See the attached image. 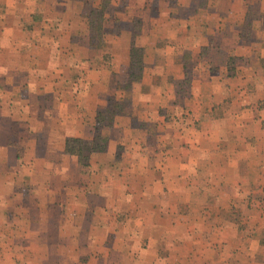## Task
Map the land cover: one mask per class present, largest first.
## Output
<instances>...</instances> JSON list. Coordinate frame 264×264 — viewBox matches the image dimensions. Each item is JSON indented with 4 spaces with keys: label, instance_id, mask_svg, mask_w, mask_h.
<instances>
[{
    "label": "rangeland",
    "instance_id": "1",
    "mask_svg": "<svg viewBox=\"0 0 264 264\" xmlns=\"http://www.w3.org/2000/svg\"><path fill=\"white\" fill-rule=\"evenodd\" d=\"M229 3L233 10L246 7L232 32L259 46L238 94L264 130V0H0V264H195V236L187 237L191 251L184 255L181 247L178 258L179 237L200 231L195 216L206 217L200 228L208 237L230 226L205 205L199 212L186 205L189 213L178 219L172 184L179 174L166 181L170 191L161 189L160 167L181 152L162 151L163 141L155 139L166 134L177 148L178 134H196L202 117L185 102H193L187 69L199 64L216 72L210 57L223 47L221 39L232 37L221 20L215 34L211 27L220 17L216 8ZM169 52L182 55L181 78L162 69L159 55ZM241 62L228 55L226 74ZM165 81L174 87L172 111L163 98L151 101L163 95ZM226 86L208 110L211 118L227 115ZM118 107L112 119L98 115ZM259 162L263 170L251 168V179L258 175L264 183V156ZM152 191H158L155 207L167 210L164 220L146 225L140 221L153 212ZM259 193L258 206L243 204L253 214L246 237L264 226L257 214L264 210V185ZM226 208L230 222L243 217L239 207ZM260 239L264 245V231ZM256 258L264 263V254Z\"/></svg>",
    "mask_w": 264,
    "mask_h": 264
},
{
    "label": "crops",
    "instance_id": "2",
    "mask_svg": "<svg viewBox=\"0 0 264 264\" xmlns=\"http://www.w3.org/2000/svg\"><path fill=\"white\" fill-rule=\"evenodd\" d=\"M234 5V3H229L222 9L216 8L220 17L215 19L211 27V32L215 34L219 28V26L217 27L216 25L221 20V22H223V24L220 23L222 24L221 28L226 29L227 27L229 30L225 31L224 29L223 33L226 32V34H231L232 37L230 43L221 39L223 47L220 46L221 48L210 57L211 64L217 67L215 69L216 72H219V76L213 75L214 73L216 74V72H207V70L203 68L204 66L201 68L199 64L198 66L193 65L191 68L187 69L191 70L190 88L193 95V102L191 103L190 100H185V102L191 105L192 108L195 109V112L202 117L200 125L195 131L196 134L181 135L174 132L179 135V146L177 148L172 147L175 143L171 142V139L165 136L166 134L161 133L155 136L156 140L163 141L162 151L181 152L178 153V155L176 152L171 153L172 157L166 156L167 160L163 158L166 164L164 167H160L161 176H163L161 189L170 191L169 188L171 187L169 182L166 181L170 178H172V180L175 179L174 177H170V174L174 171H177L179 174L178 177L180 181L177 183L176 187L172 184V189L175 191L174 193L178 194L177 199L174 200L175 205L173 207V210L177 207L176 213L178 219L185 217V214L189 213L188 209L186 211V205H197L195 212H199L202 208L200 205H205L208 210H211V212H207L209 216L216 210L214 218L216 220H222L225 224L230 225L224 228L223 231H220L221 227L216 228L218 232L214 233L211 231L208 237L207 231H204L202 227L200 228V226L204 224L206 217L204 215L201 217L195 216L200 231L183 233L182 236L179 237L180 239L178 242V258L181 259V247L185 246L183 251L184 255L191 251L189 249V240L187 237L192 235L198 238V240L194 242L198 244L196 246L195 244L192 245L195 246L193 252L199 256L195 264H259L262 261L256 257L264 254L263 241L260 239L264 231L262 227L264 226H253V231L256 232V236L249 234V237H246L248 227L250 226L249 223L252 220L250 217H252L253 214L249 213V210H247L248 212L246 213L248 215H246L245 210H243V204L255 206L259 204L261 200L259 192L264 185V183H262L263 180L260 181V176L258 175H253L251 179L252 175L250 171L251 168L255 169V171L256 169L263 170V167L259 166V160L264 156V151H261L263 147L260 148L261 142L264 141V130H260L261 127L258 124L259 122L256 114L252 112V115L248 116L246 102L239 99V95L245 92L246 84L249 82L248 78L253 73V71L252 73L247 71L248 59L249 61L252 59L256 50L259 49V46H251L253 43H256L254 40H251L250 42L253 43L249 44L243 40L241 42L237 32H232L234 31L232 28L242 21L246 9L245 5L241 4L243 7L242 11L239 8L233 10L232 6ZM3 18L4 17H2V19ZM234 18L237 20H234ZM207 28L208 30L210 29L209 27ZM158 55H155V57ZM228 55H232V57L241 59L242 61L240 66L237 68L234 67L230 76L226 74ZM192 57L196 60L194 55H192ZM14 58H16V56H14ZM159 58L163 62L162 69L165 70V67L167 69V75L170 74L175 76V78H181L184 69L181 54H173L171 52L163 53L159 55ZM170 67L173 70L171 73L168 72ZM203 69L206 71L205 74H203ZM223 81L225 85H227V89L232 91L229 92L228 90V94L231 97L229 107L227 108V115L211 118L208 114V110L212 103L221 102ZM250 84V86L253 87L255 85V80ZM160 89L163 95L161 96L158 94V96H156L154 94L151 101L158 100V102H160L163 98L169 102L168 106L166 105V110L172 111L169 107H174L170 104L174 91L173 85L171 83L167 84L165 81V84L163 83ZM238 92H240V94H238ZM206 115H208V117H206ZM153 121H156L158 127H162L160 123V121H162L161 116H157ZM193 132L194 131H192V133ZM174 137L175 134H173L171 138ZM166 141L167 145L165 144ZM153 149H155V147H153ZM149 153L151 152L149 151ZM158 153L159 151H156L154 154L158 155ZM251 153L255 159L254 161L251 160ZM253 163L254 165H252ZM152 181L153 183L158 181L154 174ZM156 192L152 191L153 200L149 206V209H153V212L148 216H143L140 221L146 225H148L147 223L149 222L152 223V221H156V219L164 220L163 212L167 209L165 207L158 209L155 207V204H157ZM216 204L220 205L216 206ZM229 205L239 207V209L236 210L239 212L240 216L244 217L245 223L242 222L243 217H239V221L234 223L229 221L226 208ZM191 210L193 209H189V211ZM257 214L258 216L261 215L262 219L264 217V210H257ZM261 219L259 222H261ZM253 222H257L258 224V218L257 221L254 219ZM243 223L245 225H242ZM238 226L241 227L239 228ZM164 250H172V247L165 244ZM227 250H231V252L227 253ZM168 260L169 258L165 259V262Z\"/></svg>",
    "mask_w": 264,
    "mask_h": 264
},
{
    "label": "trees",
    "instance_id": "3",
    "mask_svg": "<svg viewBox=\"0 0 264 264\" xmlns=\"http://www.w3.org/2000/svg\"><path fill=\"white\" fill-rule=\"evenodd\" d=\"M97 13L100 14V11L96 10V11H95V15H96ZM91 14H92V13H91ZM91 22L93 23L94 21L92 20ZM92 28H95V27L93 26ZM99 30H100V26H99ZM120 108H121V107H118V108L116 109V111H113V110H111V111H108V110L100 111V112H98V115L101 116V120H104V119H112L111 116H112L114 113H115V114L118 113L119 110H120Z\"/></svg>",
    "mask_w": 264,
    "mask_h": 264
}]
</instances>
